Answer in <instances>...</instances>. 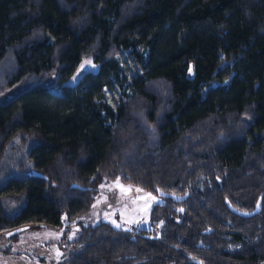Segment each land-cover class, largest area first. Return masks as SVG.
<instances>
[{"label": "trees", "instance_id": "obj_1", "mask_svg": "<svg viewBox=\"0 0 264 264\" xmlns=\"http://www.w3.org/2000/svg\"><path fill=\"white\" fill-rule=\"evenodd\" d=\"M114 180L188 196L17 263L264 264V0H0V234L65 240Z\"/></svg>", "mask_w": 264, "mask_h": 264}, {"label": "rangeland", "instance_id": "obj_2", "mask_svg": "<svg viewBox=\"0 0 264 264\" xmlns=\"http://www.w3.org/2000/svg\"><path fill=\"white\" fill-rule=\"evenodd\" d=\"M122 57L128 62L129 72H139L138 62L135 63L128 50L121 51L119 58ZM97 70L98 64L94 62L93 58H84L65 84L73 86L80 81L85 73ZM190 74L193 75L192 67ZM60 89L61 87L57 86L54 90L60 91ZM106 91L110 103L113 106L117 105L122 92L119 89H107ZM157 203H163V199L152 191L125 185L117 180L107 181L101 185L91 211L73 222L74 226L70 228L65 240H62V237L65 232L64 227L69 223L66 220L63 222V228L60 229L32 226L14 235H10V232L0 234V264H19L16 261V254H26L37 259L40 252L47 256V252L55 250L57 247H66L67 241L74 240L80 231L78 221L84 225L104 221L117 229H145L157 232L161 223L155 228L151 217L152 208Z\"/></svg>", "mask_w": 264, "mask_h": 264}, {"label": "water", "instance_id": "obj_3", "mask_svg": "<svg viewBox=\"0 0 264 264\" xmlns=\"http://www.w3.org/2000/svg\"><path fill=\"white\" fill-rule=\"evenodd\" d=\"M72 188H79V189H84L82 186L74 183L71 185ZM158 194L160 197H173L175 199H178V200H183L185 199L187 196H188V193L183 195V196H178V195H175L173 193H166V192H163V191H158ZM261 210V205H257L256 208L252 211H243V210H238L236 208H234V211H236L238 214L242 215V216H246V217H250V216H253V215H256L260 212ZM29 226H21V227H17L15 229H13L12 231H10V235H14V234H17L25 229H27Z\"/></svg>", "mask_w": 264, "mask_h": 264}, {"label": "snow or ice", "instance_id": "obj_4", "mask_svg": "<svg viewBox=\"0 0 264 264\" xmlns=\"http://www.w3.org/2000/svg\"><path fill=\"white\" fill-rule=\"evenodd\" d=\"M137 191H140L139 189H137Z\"/></svg>", "mask_w": 264, "mask_h": 264}]
</instances>
